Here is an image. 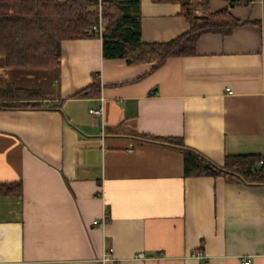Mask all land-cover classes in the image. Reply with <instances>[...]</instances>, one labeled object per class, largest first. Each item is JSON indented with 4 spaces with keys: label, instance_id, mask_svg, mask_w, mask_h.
I'll return each instance as SVG.
<instances>
[{
    "label": "crops",
    "instance_id": "obj_1",
    "mask_svg": "<svg viewBox=\"0 0 264 264\" xmlns=\"http://www.w3.org/2000/svg\"><path fill=\"white\" fill-rule=\"evenodd\" d=\"M138 1L145 42L189 30L180 4ZM233 1L209 10L245 24L160 64L104 59L100 37L66 39L45 105L0 109V183L23 185L0 189V264H264V183L186 177L183 152L155 139L182 137L220 165L264 160V0ZM96 77L97 95L74 97Z\"/></svg>",
    "mask_w": 264,
    "mask_h": 264
},
{
    "label": "trees",
    "instance_id": "obj_2",
    "mask_svg": "<svg viewBox=\"0 0 264 264\" xmlns=\"http://www.w3.org/2000/svg\"><path fill=\"white\" fill-rule=\"evenodd\" d=\"M172 2L181 6L189 22L185 33L168 42H145L142 36V16L139 1L102 0L104 31L100 36L94 26L100 18L99 0H0L1 64L15 70H58L62 56V41L100 37L104 59H124L128 64L156 62L172 56L196 53L203 34L229 35L247 21L236 18L228 8L211 12L210 0H152ZM236 0L233 3H249ZM204 10L198 14L197 10ZM95 81L74 94V97L97 95ZM51 94L27 86L9 84L0 87V109L40 108ZM162 144L180 149L184 154V174L190 176H224L250 183H264L262 158L257 154L227 155L223 165L186 146L182 137L155 138ZM5 194H21V182H1Z\"/></svg>",
    "mask_w": 264,
    "mask_h": 264
},
{
    "label": "rangeland",
    "instance_id": "obj_3",
    "mask_svg": "<svg viewBox=\"0 0 264 264\" xmlns=\"http://www.w3.org/2000/svg\"><path fill=\"white\" fill-rule=\"evenodd\" d=\"M2 59L0 55V87L4 88L11 83L16 86H33L45 93H51L55 89L57 78L55 70L7 69L1 64Z\"/></svg>",
    "mask_w": 264,
    "mask_h": 264
},
{
    "label": "built area",
    "instance_id": "obj_4",
    "mask_svg": "<svg viewBox=\"0 0 264 264\" xmlns=\"http://www.w3.org/2000/svg\"><path fill=\"white\" fill-rule=\"evenodd\" d=\"M99 11H100V18H99V23L98 25L94 26V30L101 36L103 31H104V18L102 17L101 13H102V0H99ZM104 97L101 96V104L99 106H95L90 108V113L99 117L103 115V111H104V106H103V102H104ZM261 164L264 163V160H261L260 162ZM107 223V218L104 216L101 220H95L94 224L99 225L101 227H104ZM112 253H113V249L109 248V250L104 254L102 260L103 262H107L112 260ZM199 258L204 259L205 256L202 254V252H199ZM145 255L143 253H139L137 254V258H144ZM206 261V260H205ZM239 264H253V258L251 256H245L242 257Z\"/></svg>",
    "mask_w": 264,
    "mask_h": 264
}]
</instances>
